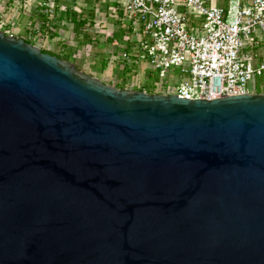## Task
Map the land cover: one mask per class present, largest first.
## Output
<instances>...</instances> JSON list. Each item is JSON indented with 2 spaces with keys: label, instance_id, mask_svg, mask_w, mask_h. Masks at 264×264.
<instances>
[{
  "label": "water",
  "instance_id": "obj_1",
  "mask_svg": "<svg viewBox=\"0 0 264 264\" xmlns=\"http://www.w3.org/2000/svg\"><path fill=\"white\" fill-rule=\"evenodd\" d=\"M0 264H264V93L119 90L0 31Z\"/></svg>",
  "mask_w": 264,
  "mask_h": 264
},
{
  "label": "built area",
  "instance_id": "obj_2",
  "mask_svg": "<svg viewBox=\"0 0 264 264\" xmlns=\"http://www.w3.org/2000/svg\"><path fill=\"white\" fill-rule=\"evenodd\" d=\"M17 2V15L23 14L26 22L18 31L15 23L1 17V32L39 49L56 40L53 35L64 42V24L53 0ZM117 4L129 35L122 52L106 51L115 70L100 80L103 84L203 101L256 93L254 80L264 78V0H117ZM78 53H72L71 60ZM153 74L158 81L148 91L146 81Z\"/></svg>",
  "mask_w": 264,
  "mask_h": 264
},
{
  "label": "crops",
  "instance_id": "obj_3",
  "mask_svg": "<svg viewBox=\"0 0 264 264\" xmlns=\"http://www.w3.org/2000/svg\"><path fill=\"white\" fill-rule=\"evenodd\" d=\"M53 3L57 9L59 21L64 24V27L68 28L69 22L78 23V29L80 26H85V22L93 23L94 29L90 30V32L98 35H94L91 38L95 40L99 39V36H102V40H106V45H110L112 48H107L108 50L116 53L122 52V46L124 44H127L125 40L129 35V32L127 31V24L122 21L120 12L121 10L117 4V0H53ZM218 5L223 7L225 4L224 2L219 1ZM117 16L118 18H116ZM64 27H62L64 33L63 40H68L69 36L68 34H66ZM99 28L107 29L100 30ZM79 31L80 30H78L77 32ZM56 37V40L50 43H44L46 49H44L43 51L51 53L53 56H64L66 60L69 59V57H67L68 54L72 55L73 52L78 51L79 57L76 58V67L78 69H91L95 70L96 72L97 70H100L101 73H103L104 77H108L113 72L114 65L108 64L107 55L105 57L101 55L105 54V50L107 49L102 50V53L100 51L94 50L90 54L87 53L90 52L87 49L86 53L88 55L85 57L86 54L82 52L81 49L76 48L77 42L75 43L72 40L68 41L67 43H63V41L57 39ZM107 40L111 44H109ZM88 41H90V38H88ZM80 44L83 45L85 43L80 42ZM66 46H71L69 48L74 49H69ZM256 93H264V91H256Z\"/></svg>",
  "mask_w": 264,
  "mask_h": 264
},
{
  "label": "rangeland",
  "instance_id": "obj_4",
  "mask_svg": "<svg viewBox=\"0 0 264 264\" xmlns=\"http://www.w3.org/2000/svg\"><path fill=\"white\" fill-rule=\"evenodd\" d=\"M12 1L11 0H0V18L3 17L4 19H7L11 23H15L16 29H18V31H20L22 25H24V23L26 22L27 18L24 17L23 14H22V16L17 15V14H19L18 11H17V8L19 7V4H16V2L18 1L17 3H19V0H14L15 3H12ZM14 5H15L16 8L14 7ZM68 24H69L68 28L64 27L65 28L64 30H65L66 34H68L69 38H68V40H64V42L67 43L68 41H72V40L75 43L77 42V46L78 47L76 46V48L77 49L78 48L81 49L82 52H84L86 54L85 57L88 55L87 53L90 54L94 50H97V51L101 52L102 50L111 47L110 45L109 46L106 45V43H105L106 40H102V38H101L102 36H99V39H95V40L93 38H91L94 35H98V34H95V33L93 34V33L90 32V30L94 29L93 23L85 22L84 23L85 26H80L79 29H78V26H77L78 23L69 22ZM109 24H114V23H109ZM99 29L100 30H106L107 28H99ZM78 30H80V31L77 32ZM88 38H90V41H88ZM80 42H83L85 44L82 45V44H80ZM109 44H111V43L109 42ZM66 47L69 48L71 46H66ZM76 48H75V50H76ZM44 49H46V48H45L44 44H42L41 50H44ZM69 49H74V48H69ZM87 49L90 50V52H87L86 51ZM107 50H105V54H101V55H103L105 57ZM75 52H73V53L75 54ZM71 56H73V55H70V54L67 55V57H71ZM61 57L65 58L64 56H61ZM90 57H92V56H90ZM71 59H72V57L68 59V62L76 65L77 64L76 63L77 59H75V60L74 59L71 60ZM99 64H100V62H99ZM92 65H94V64H92ZM80 70L83 71L85 74L90 75L92 77H95V78H97L99 80H103L104 81V79H105L103 73H101L100 70H97V72L95 70H91V69H87V70L85 69L84 70V68L80 69ZM175 78H177V75L175 76ZM157 81H158V78H157L156 74H153L152 77H148L147 81H146L147 82V84H146L147 85V90L148 91H152L153 84L156 83ZM254 85H255V91L263 92L264 91V78L255 79L254 80Z\"/></svg>",
  "mask_w": 264,
  "mask_h": 264
},
{
  "label": "trees",
  "instance_id": "obj_5",
  "mask_svg": "<svg viewBox=\"0 0 264 264\" xmlns=\"http://www.w3.org/2000/svg\"><path fill=\"white\" fill-rule=\"evenodd\" d=\"M56 37V35L54 36L53 35V37L52 38H55ZM42 52H44V53H48V52H46V51H43V50H41ZM48 54H51V53H48ZM52 55V54H51ZM54 56H56V55H54ZM56 57H58V58H60V59H62V60H66V58H63V57H61V56H56Z\"/></svg>",
  "mask_w": 264,
  "mask_h": 264
}]
</instances>
